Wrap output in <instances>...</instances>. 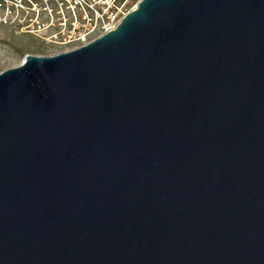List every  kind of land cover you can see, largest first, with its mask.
I'll use <instances>...</instances> for the list:
<instances>
[{"label": "water", "instance_id": "95a60500", "mask_svg": "<svg viewBox=\"0 0 264 264\" xmlns=\"http://www.w3.org/2000/svg\"><path fill=\"white\" fill-rule=\"evenodd\" d=\"M0 73V264H264V0H141Z\"/></svg>", "mask_w": 264, "mask_h": 264}, {"label": "built area", "instance_id": "2783aa9c", "mask_svg": "<svg viewBox=\"0 0 264 264\" xmlns=\"http://www.w3.org/2000/svg\"><path fill=\"white\" fill-rule=\"evenodd\" d=\"M23 1L27 2H24L26 9L36 14V19L40 14L46 17V27L51 33L45 40L61 48L48 55L51 57L81 48L116 29L141 0H18L14 7L23 9ZM3 2L0 0V6ZM38 3L43 7H38ZM35 24L41 27L38 22Z\"/></svg>", "mask_w": 264, "mask_h": 264}, {"label": "rangeland", "instance_id": "374dc122", "mask_svg": "<svg viewBox=\"0 0 264 264\" xmlns=\"http://www.w3.org/2000/svg\"><path fill=\"white\" fill-rule=\"evenodd\" d=\"M15 1L18 0H5L0 6V73L20 65L27 55L49 57L61 50L45 40L51 33L46 27V17L40 14L36 19V14L26 9L25 1L23 9H16ZM37 6L43 7V4ZM35 22L41 27H36Z\"/></svg>", "mask_w": 264, "mask_h": 264}]
</instances>
